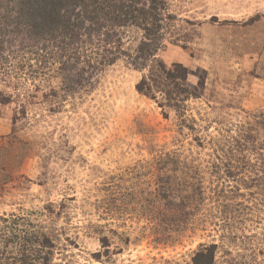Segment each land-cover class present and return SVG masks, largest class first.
<instances>
[{
  "label": "rangeland",
  "instance_id": "rangeland-1",
  "mask_svg": "<svg viewBox=\"0 0 264 264\" xmlns=\"http://www.w3.org/2000/svg\"><path fill=\"white\" fill-rule=\"evenodd\" d=\"M162 2L175 19L163 22L157 60L186 67L195 94L180 114L135 90L148 68L134 70L122 50L96 64L108 54L95 37L66 51L61 38L4 44L7 262L22 253L17 264H193L215 245L212 264H264V0ZM139 38L124 30L123 49ZM73 62L92 75L69 91L60 69ZM158 167L174 189L165 200Z\"/></svg>",
  "mask_w": 264,
  "mask_h": 264
},
{
  "label": "trees",
  "instance_id": "trees-1",
  "mask_svg": "<svg viewBox=\"0 0 264 264\" xmlns=\"http://www.w3.org/2000/svg\"><path fill=\"white\" fill-rule=\"evenodd\" d=\"M146 2L143 3L142 0H0V53L4 44L12 45V39L17 36H24L34 42L63 44L58 38L68 40L69 44L65 43L61 46L62 51H66L70 44L74 45L77 38L82 35L87 38L95 37L103 44L104 51L108 54L99 62L96 61V64L113 63L119 57H123L136 71L141 72L148 68L146 76L135 85V90L152 100L160 97L158 102L160 107H168L180 114L184 103L195 97L187 84L188 70L178 63L166 68L156 57L164 36L163 22L166 19L173 20L175 16L165 13L166 7L162 0H146ZM124 30H134L140 34L133 53L123 49L121 36ZM9 36L11 39L5 40ZM120 50L122 51L118 57L117 53ZM61 65L62 82L69 91L80 89L83 86L82 80L92 75L91 71L85 70L84 67L77 69L74 62ZM0 103H6V100L1 98ZM179 165L180 163L175 164V170L180 168ZM156 171L159 188L155 190V195L165 200L172 195L174 189H168L169 182H162L160 167ZM188 205L189 203L183 200V205L176 207L182 210ZM43 240L48 243L47 238L44 237ZM214 249L215 245H209L204 250L198 251L193 258V264H212ZM1 252L3 250H0V264H17L25 260V255L20 253L7 262Z\"/></svg>",
  "mask_w": 264,
  "mask_h": 264
}]
</instances>
